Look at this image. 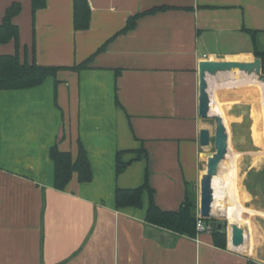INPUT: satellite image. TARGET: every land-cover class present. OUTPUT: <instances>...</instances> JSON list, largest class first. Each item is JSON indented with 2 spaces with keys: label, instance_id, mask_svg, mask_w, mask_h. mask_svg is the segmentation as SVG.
<instances>
[{
  "label": "crops",
  "instance_id": "1",
  "mask_svg": "<svg viewBox=\"0 0 264 264\" xmlns=\"http://www.w3.org/2000/svg\"><path fill=\"white\" fill-rule=\"evenodd\" d=\"M88 1L90 27L75 31L74 0H47L35 17L32 0H0V24L11 4L22 5L13 20L21 60L70 68L93 57L86 69L62 70L40 86L0 91V264H264V209L247 181L254 167H244L261 144L259 70L207 74L211 118L200 115L202 62L251 63L255 50L264 53V0ZM154 8L161 9L148 14ZM15 51L14 41L0 45L2 55ZM215 116L229 151L212 179V212L227 224V249L215 246L212 233L190 238L148 224L149 191L142 208L117 209V188L142 186L148 175L162 210H178L192 192L200 216ZM204 128L209 148L200 143ZM79 142L92 181L80 183L74 173L59 191L51 148L75 159ZM118 152L132 161L120 175ZM241 211L260 219L244 225ZM232 224L245 230L240 248L231 244Z\"/></svg>",
  "mask_w": 264,
  "mask_h": 264
},
{
  "label": "trees",
  "instance_id": "2",
  "mask_svg": "<svg viewBox=\"0 0 264 264\" xmlns=\"http://www.w3.org/2000/svg\"><path fill=\"white\" fill-rule=\"evenodd\" d=\"M47 6V0H32L33 15L35 17L38 10ZM161 8H154L148 12L154 13ZM22 11V5L19 2L11 4L5 13L2 23L0 24V45L14 41L16 51L14 54H0V91H12L30 89L42 85L48 78H56L62 70L81 71L86 69L93 57L81 64L73 67H56L42 66L36 61L29 62L28 59L21 60L20 57V28L14 23V18ZM139 16L131 18L127 27L122 31L128 32L135 28ZM74 29L75 31L87 30L91 24V7L88 0H74ZM252 35L255 33L249 31ZM101 48L99 50L102 51ZM25 50H27L25 48ZM255 56L263 61L264 74V53L255 50ZM123 152H118L116 169L117 174H122L132 163L122 160ZM142 153V151H141ZM50 156L55 165L54 187L59 191H64L74 173L78 175L80 183H89L92 181L93 174L87 152L81 142H79V152L74 159L70 152H64L58 146L51 148ZM145 191L150 193V203L146 211L145 221L152 225L168 230L177 235H184L195 238L197 232L198 206L194 193L187 194L185 201L176 211L162 210L154 201V190L149 185L148 175L142 186L136 188H117L116 190V207L119 210L128 208H142L143 195ZM206 223L212 224L216 220H205ZM221 228L213 229L212 235L215 246L221 249H227V224L224 221H217Z\"/></svg>",
  "mask_w": 264,
  "mask_h": 264
},
{
  "label": "water",
  "instance_id": "3",
  "mask_svg": "<svg viewBox=\"0 0 264 264\" xmlns=\"http://www.w3.org/2000/svg\"><path fill=\"white\" fill-rule=\"evenodd\" d=\"M237 68L240 71L252 73L256 69L259 70L261 75V81L264 83V74L262 73L261 60L257 59L251 63L240 62H216L205 61L200 64V81H201V102H200V115L204 120H209L210 107L207 93V74H213L218 70H231ZM217 121V133L215 136L216 151L208 158V169L206 175L201 180V205L200 216L204 220H216L213 223V228H221L217 221L222 217L214 215L212 212L213 207V189L212 179L219 173V167L221 162L226 158L229 151L228 134L221 117L215 116ZM200 143L203 148H209L212 143L211 131L208 128L201 130ZM227 218V217H226ZM231 244L234 248H240L244 246L246 241L245 230L238 224H232L231 226Z\"/></svg>",
  "mask_w": 264,
  "mask_h": 264
},
{
  "label": "rangeland",
  "instance_id": "4",
  "mask_svg": "<svg viewBox=\"0 0 264 264\" xmlns=\"http://www.w3.org/2000/svg\"><path fill=\"white\" fill-rule=\"evenodd\" d=\"M237 72L239 74L240 71L238 70ZM246 78H248V77H246ZM251 86H252V88L254 87L253 84ZM262 124H263V126H262L261 132H259L258 130L255 131V136L257 137L258 142L261 143L255 149L258 156H257V158H254L253 161L250 159H247V161L244 164L245 170L247 168H249L251 165H252V168L254 167L252 169L253 171L251 170V172L248 174L247 181H248V184L252 185L251 190L256 196L255 203H256V207L258 209H260V208L264 209V113H263V118H262ZM238 149H242V148H238ZM227 160H229L228 157H227ZM233 181H234V177H233ZM236 193H237L236 194L237 203L239 205L244 206V200L242 197H240V193H238V192H236ZM229 204L233 205V204H235V202H233V203L229 202ZM225 205H227V203H225ZM253 218H259L260 219L259 216L256 217V213L254 211L250 212L249 214L241 211V218H240L239 222L243 223L245 225L247 221H249V220L251 221V219H253Z\"/></svg>",
  "mask_w": 264,
  "mask_h": 264
},
{
  "label": "built area",
  "instance_id": "5",
  "mask_svg": "<svg viewBox=\"0 0 264 264\" xmlns=\"http://www.w3.org/2000/svg\"><path fill=\"white\" fill-rule=\"evenodd\" d=\"M197 232L198 233H212L213 231V225L206 223L204 219L201 218V216H199V218L197 219Z\"/></svg>",
  "mask_w": 264,
  "mask_h": 264
},
{
  "label": "bare ground",
  "instance_id": "6",
  "mask_svg": "<svg viewBox=\"0 0 264 264\" xmlns=\"http://www.w3.org/2000/svg\"><path fill=\"white\" fill-rule=\"evenodd\" d=\"M231 222H234V221H231Z\"/></svg>",
  "mask_w": 264,
  "mask_h": 264
}]
</instances>
